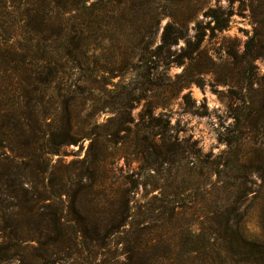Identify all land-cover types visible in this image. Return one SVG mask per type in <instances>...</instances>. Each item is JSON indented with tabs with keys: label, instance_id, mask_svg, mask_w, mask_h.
I'll list each match as a JSON object with an SVG mask.
<instances>
[{
	"label": "trees",
	"instance_id": "16d2710c",
	"mask_svg": "<svg viewBox=\"0 0 264 264\" xmlns=\"http://www.w3.org/2000/svg\"><path fill=\"white\" fill-rule=\"evenodd\" d=\"M111 2L0 0V258L11 256L9 240L36 243L38 258L51 260L49 264H54L55 256L69 258L83 241H94L99 247L122 242L118 255L104 257L98 264H264V173H257L264 171V158L258 161L243 154V136L220 134L218 140L225 148L215 155L205 153L210 158L205 160L196 141L183 144L186 141L170 133V120L154 115L148 104L144 133L134 134L139 144L132 149L141 166L119 176L118 190L100 193L105 186L101 172H108V164L119 156L100 139L129 130L132 118L130 111L118 118L112 111L106 119L112 124H102L103 130L97 131L100 124L94 117L102 108L82 106L77 99L88 79L82 72L96 77L106 71L95 65L94 58L105 38L98 31L99 8L110 7ZM210 16L212 30L227 27L228 16L214 11ZM261 42L264 39L257 34L246 40L249 58L263 56L258 53L264 48ZM258 94L254 100L243 99L244 117H234L244 134L253 118L252 126L264 138V82ZM81 109L87 118L79 122ZM253 109L257 114H252ZM86 139L81 157L78 150L63 153L73 158L59 171L61 160L53 161L52 155L69 145L82 149ZM121 149L126 152L117 147ZM173 155L178 164L186 163L188 172L198 175L206 163L217 180L234 171L228 175L236 180L231 202L202 182H196L195 194L186 196L152 193L157 182L154 172ZM240 169L243 173L236 175ZM246 176L253 184L251 176L261 181L258 194L252 196L258 205L256 234L244 226L249 211L237 205L251 192L244 186ZM148 186L152 189L138 195L139 187ZM159 228L177 233V245L185 248L183 257L167 254L172 243L160 233H150ZM114 236L120 240L113 241Z\"/></svg>",
	"mask_w": 264,
	"mask_h": 264
},
{
	"label": "rangeland",
	"instance_id": "374dc122",
	"mask_svg": "<svg viewBox=\"0 0 264 264\" xmlns=\"http://www.w3.org/2000/svg\"><path fill=\"white\" fill-rule=\"evenodd\" d=\"M110 5L99 8L97 26L105 38L94 58L95 65L105 67L107 72H100L96 77L89 76L87 71L82 72L83 79H88L83 82L84 92L77 101L82 106L87 103L102 108L100 112L96 110L94 117L100 124L97 131L103 130L104 124H112L106 122L112 113H117L115 116L118 118L124 115L125 110L130 111L132 121L128 124L129 130H119L115 137L109 138L108 135L100 139L102 144L111 148L108 149L110 153L119 155L108 164V172H101L105 186L100 188V193L118 190L119 176L141 166L142 161L137 159L132 149L139 144L134 134L144 133L148 104L154 115L160 114L170 120V133L186 141L183 144L196 141L195 146L205 160L210 159L203 156L205 153L215 155L225 148L218 137L228 133L244 137L241 150L246 157L262 160L264 138L252 126L254 119H250L249 132L244 134L240 132L234 116L244 117L243 99L258 98V89L264 82V48L258 50L263 56L251 59L245 47L246 40L252 35L257 34L264 39V0H112ZM105 7L109 13L104 12ZM213 11L217 15L228 16L227 27L220 32L211 29L214 25L210 16ZM233 51L234 54H230ZM105 103L112 105L113 110L105 108ZM125 103H128L126 108ZM81 110L77 116L79 122L87 118L86 111ZM89 111H92V106ZM252 114H257L255 109ZM107 139H112V142ZM87 142L86 139L82 149H78L79 145H69L62 148V154L52 155L53 161L61 160L59 171H64L65 164L73 158L72 154L63 153L78 150L77 156L81 157ZM117 147L126 152L117 150ZM188 167L184 162L178 164L177 156L173 155L170 162L162 164L154 172L157 182L152 193L169 197L182 193L186 196L195 194L196 182H202L207 189L214 187L213 193L223 201L233 198L231 185L236 180L228 175H233L234 171L217 180V176L209 173L206 163L200 166L201 175L188 172ZM241 173L240 169L236 175ZM257 173L263 175L264 171L258 170ZM251 178L255 184L248 176L242 178L244 186L251 192L237 205L241 210L249 211L244 226L256 234L259 232L258 205L252 196L258 194L261 181L259 176ZM151 189L150 186L145 189L139 187L138 195ZM150 233H160L172 243L167 253L171 257L184 256V246L177 245V233L163 228ZM111 239L120 240L117 236ZM7 244L12 254L0 258V264H49L51 261L38 258L33 248L37 244L29 240H9ZM121 244L99 247L94 241H83L72 249L69 258L64 254L55 256L54 264H98L104 257L118 255Z\"/></svg>",
	"mask_w": 264,
	"mask_h": 264
}]
</instances>
